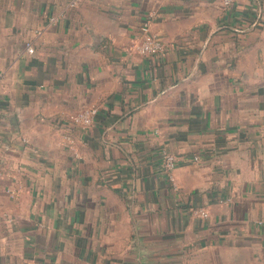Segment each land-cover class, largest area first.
Wrapping results in <instances>:
<instances>
[{"label": "crops", "instance_id": "1", "mask_svg": "<svg viewBox=\"0 0 264 264\" xmlns=\"http://www.w3.org/2000/svg\"><path fill=\"white\" fill-rule=\"evenodd\" d=\"M66 2L0 0V264H264V0Z\"/></svg>", "mask_w": 264, "mask_h": 264}, {"label": "built area", "instance_id": "2", "mask_svg": "<svg viewBox=\"0 0 264 264\" xmlns=\"http://www.w3.org/2000/svg\"><path fill=\"white\" fill-rule=\"evenodd\" d=\"M85 0H67L65 5V11H69L71 9H75L79 4H81ZM233 3V0H223V7H229ZM65 13V12H64ZM64 13L60 14L58 18H51L50 22L55 23L60 17L64 16ZM150 21H144L139 27V36H138V44L136 46V51L140 54L144 55H158L164 50L163 44L161 41L150 32ZM25 51L28 55H32L34 53V49L32 45L27 42L25 43ZM96 109H87L77 113L76 115L70 118L71 122L75 125H80L81 127L89 126L94 117L96 116ZM66 140H70L69 137H65ZM162 161H161V170L169 175V173L177 167L178 158L170 153L163 152L162 153ZM193 161H198L197 157L193 158ZM170 178V176H169ZM171 179V178H170ZM9 195L11 197L14 196V192L10 191ZM199 214L202 217H206L207 214L204 211H199Z\"/></svg>", "mask_w": 264, "mask_h": 264}]
</instances>
